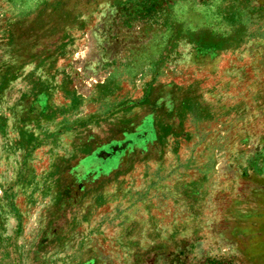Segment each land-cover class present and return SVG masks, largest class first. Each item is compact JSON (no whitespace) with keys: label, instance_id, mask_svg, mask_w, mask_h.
<instances>
[{"label":"rangeland","instance_id":"374dc122","mask_svg":"<svg viewBox=\"0 0 264 264\" xmlns=\"http://www.w3.org/2000/svg\"><path fill=\"white\" fill-rule=\"evenodd\" d=\"M0 264H264V0H0Z\"/></svg>","mask_w":264,"mask_h":264}]
</instances>
